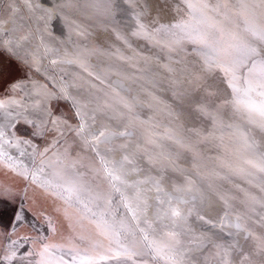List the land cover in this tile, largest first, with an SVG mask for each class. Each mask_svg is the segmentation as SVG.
<instances>
[{"label": "snow or ice", "instance_id": "obj_1", "mask_svg": "<svg viewBox=\"0 0 264 264\" xmlns=\"http://www.w3.org/2000/svg\"><path fill=\"white\" fill-rule=\"evenodd\" d=\"M182 3L172 21L160 22L158 10L145 23L151 9H138L136 0H4L0 174L23 187L0 181V223H8L0 264H264V140L254 135L264 136V0ZM53 9L69 39L91 35L79 17L94 25L114 23L118 12L133 19L127 35L113 28L132 54L78 41L69 52L51 27ZM132 39L156 53L144 55ZM154 64L170 74L171 103L153 91L162 79ZM19 66L23 76L14 75ZM185 112L198 127L176 123ZM202 144L220 149L211 168L197 150ZM184 153L194 173L180 167ZM168 173L180 177L172 191ZM29 189L63 205L55 211L74 233L66 242L55 239V219L33 207ZM210 193L224 205L216 220L203 214ZM69 208L95 232H76ZM193 214L199 232L189 223Z\"/></svg>", "mask_w": 264, "mask_h": 264}, {"label": "rangeland", "instance_id": "obj_2", "mask_svg": "<svg viewBox=\"0 0 264 264\" xmlns=\"http://www.w3.org/2000/svg\"><path fill=\"white\" fill-rule=\"evenodd\" d=\"M3 3H4V0H0V6H2ZM145 5H147L151 9V14L147 15L144 19L145 23H150L153 20V17L156 16L158 10L162 11V15L160 16V22L166 23L176 18L175 8L177 5H179L182 10L184 9L182 0H136V6L138 9L146 10ZM181 14H183V12ZM77 22L81 23L87 29V31L91 33V35L84 38V37H78L73 33L71 39H69L67 35V28L66 26L63 25L61 21L57 19V15L51 26L57 37L64 39V40L67 39L65 43L68 44L69 52L73 51L72 43L74 41H78L81 43H91L93 45H97L99 47L106 48V49L109 48L110 46L115 45L116 47H120L124 49L127 55L132 54L131 50L127 49L120 41L116 40L115 34L113 32V28H120L124 32V34L127 35L130 33L131 26L134 24L133 19L123 16L122 14L118 12V14L115 17V22L108 23L107 25H94L91 22L84 20L83 17L77 18ZM9 23H10L9 29H11L13 25L11 22ZM105 28H107V31H105ZM132 43L135 48L143 51L144 55L152 56L156 53V49H152L151 51H149L144 41H138L136 39H132ZM190 50L191 49L189 48V51ZM189 59L191 60L193 59V57H189ZM163 62L164 61L162 59L161 63ZM91 63L93 64L97 63L96 57H92ZM45 65H47V60H45ZM145 66H146L145 63L141 61L140 67L143 68ZM174 67L179 68L180 65H174ZM153 71L160 72L161 77H162L159 89H153V91H155L156 94L160 96L163 100L171 103L172 95H171L170 85L168 83V77L170 74L164 71L163 69L157 67L155 64L153 65ZM158 79H160V77H158ZM186 85H187V80L185 79L184 86ZM129 86L136 88L137 91L141 93L142 100L147 101L149 99V97L143 94V91L140 89L139 85L129 84ZM134 94L135 93H132V94L130 93L128 95L131 96ZM173 107H175L178 111L180 110L179 105L174 104ZM149 114H150L149 111L145 109L143 112V115L146 117ZM225 118L227 119V114ZM176 123H183L185 128L199 126V122L196 119H194L193 116L189 115L187 112H185V115L181 116L180 120L176 121ZM254 135L256 136L258 140H264V136H261L259 132L254 133ZM197 150L202 154L204 158V163L207 164L209 168H211L212 166L218 163V161H216L215 159H210V157H215L218 154H220V149L215 148V147L210 148L208 145L202 144L199 146ZM141 162L143 163V161ZM178 163L180 167L182 168H186L188 170L191 168L192 170H189V172L194 173L195 170L193 168V161H192L191 153H184L181 159L178 161ZM153 171L155 173V170ZM193 178L195 177L193 176ZM179 179L180 177L177 174L168 173L165 177L164 185L167 188L168 187L167 184L169 183L172 184V180H179ZM13 180H15L18 190L19 188L23 187V184L18 179L11 177L10 175L0 174V181L7 182V181H13ZM167 181L169 183H167ZM216 183L217 184L222 183V190H227L231 187V185L227 182L217 181ZM253 191H256V190L253 189ZM209 195H210V202L208 206L204 209L203 214L208 219H213V220L219 219L220 215L223 213L224 205L215 194L210 193ZM236 195L238 197V200L235 203V207L237 210H242V205L239 203V198H241V194L236 193ZM28 197L35 201V204L33 205V207H42L46 209L47 213L50 214L55 219L56 226L58 229V234L55 237L57 241L66 242L65 238L74 235V233H72L68 228L69 222L64 218V216L61 213H57L55 211L57 206L63 207V205H61L59 201H55L51 197H46L39 190H34V189H29ZM20 199L21 197H17V203L19 202ZM181 208L185 212H187L186 210L187 208L185 207H181ZM68 211L70 215H72L73 217V224L75 225L76 232L82 233L84 235H89L95 232L94 226L90 224L87 220L83 221L82 224L76 222L79 214L75 208H69ZM149 216H151L150 212H149ZM191 219L189 223L192 225V227L197 232H199L200 224L197 221L195 214H193ZM7 227H8L7 218H5L4 222L0 223V231H3L4 228L6 229ZM26 231L28 230L21 229L22 233ZM257 231H260V229L257 228ZM240 243L245 244V246L247 247V242L244 240V238L240 239Z\"/></svg>", "mask_w": 264, "mask_h": 264}, {"label": "bare ground", "instance_id": "obj_3", "mask_svg": "<svg viewBox=\"0 0 264 264\" xmlns=\"http://www.w3.org/2000/svg\"><path fill=\"white\" fill-rule=\"evenodd\" d=\"M46 7H51V5H45ZM53 20H52V23L54 22V20H55V18H56V11H55V9H53ZM52 23H51V26H52ZM9 25H10V23H7L6 24V26H5V28L6 29H9ZM66 39V38H65ZM67 40V39H66ZM65 40V41H66ZM126 86H129V84L126 82ZM130 94V93H129ZM132 94V93H131ZM120 153H116V158H119L120 157ZM189 170H192L191 168L189 169ZM145 173H141L140 175L141 176H143ZM137 177L135 176V175H133V176H130L129 177V179L130 180H134V179H136ZM168 178V177H167ZM170 180V179H169ZM167 183H169L168 181H167ZM168 185V187H167V189L169 190V191H172V184L171 183H169V184H167ZM151 195H153L154 196V193H152ZM181 207H185V208H187L188 209V207L189 206H185V205H181ZM186 209V210H187ZM150 215H152V212L150 211ZM233 219H234V217H233ZM192 220V219H191ZM190 222V221H189ZM233 231H234V229H232ZM240 239H243V234H241V237H240ZM242 241V240H241Z\"/></svg>", "mask_w": 264, "mask_h": 264}, {"label": "flooded vegetation", "instance_id": "obj_4", "mask_svg": "<svg viewBox=\"0 0 264 264\" xmlns=\"http://www.w3.org/2000/svg\"><path fill=\"white\" fill-rule=\"evenodd\" d=\"M0 61H2L5 65L8 64V56L6 53L3 55H0ZM24 72H25V69L22 66H19V71L14 73V75L23 76ZM4 230H5V228H4Z\"/></svg>", "mask_w": 264, "mask_h": 264}]
</instances>
